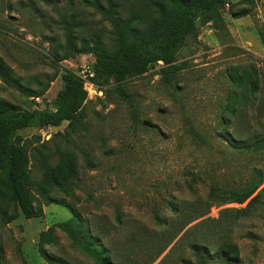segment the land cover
I'll list each match as a JSON object with an SVG mask.
<instances>
[{
  "label": "rangeland",
  "instance_id": "obj_1",
  "mask_svg": "<svg viewBox=\"0 0 264 264\" xmlns=\"http://www.w3.org/2000/svg\"><path fill=\"white\" fill-rule=\"evenodd\" d=\"M133 3L127 0L125 9ZM74 15L85 24L80 36H100L111 44L114 28L95 0H0V59L38 91L48 87L42 98H32L0 80V99L25 109L44 107L62 89L64 70L86 77L92 55L60 61L67 44L61 20ZM263 34L264 0H232L218 17H199L195 32L169 54L168 65L177 67L170 81L162 61L123 82L124 96L115 82L87 80L85 118L76 131L64 122L18 133L37 183L45 181L46 163L56 165L65 152L73 154L76 170L69 192L54 188L43 199L65 200L76 209L85 233L113 264H199L189 243L204 238L210 250L204 264H220L224 240L238 245V264H264L260 210L236 219L248 202H215L205 217L179 231L198 213V201L207 200L212 186L235 189L253 169H264L262 154L235 152L221 138L231 133L248 142L264 133ZM245 70L260 90L251 101L242 100L234 115L227 111L236 90L232 74ZM43 209L40 218L20 214L8 225L0 220L1 264H49L39 250L41 232L48 229L53 241L44 245L46 253L68 264H99L62 229L73 217L68 207L45 203ZM248 232L259 239H249Z\"/></svg>",
  "mask_w": 264,
  "mask_h": 264
},
{
  "label": "trees",
  "instance_id": "obj_2",
  "mask_svg": "<svg viewBox=\"0 0 264 264\" xmlns=\"http://www.w3.org/2000/svg\"><path fill=\"white\" fill-rule=\"evenodd\" d=\"M102 1L95 0V4L101 7V12L114 28L115 38L111 44H106L100 36L92 35L90 39L80 36L78 30L85 27V24L77 19L76 15L61 20L66 31L67 44L60 61L78 55H92L95 61L87 71L86 77L64 70L62 89L55 99L44 107L25 109L0 99V220L2 225H8L20 214L27 219L40 218L45 214L43 209L45 203L61 204L73 213V217L61 226L75 245L96 259L99 264H113L104 256L101 244L94 246V239L89 238L85 233L81 225L82 218L76 209L69 206L65 200L43 199L46 192L54 188L64 193L69 192L76 170L73 154L65 152V157L56 165L46 163L45 181L42 184L37 183L32 177L29 149L21 142L18 133L31 127L40 129L60 127L64 122H68L69 128L76 131L85 118L84 106L88 99V91L85 88L87 80L97 85L115 82L121 87L118 88L124 96L121 86L123 82L147 73L153 65L162 61L167 64L162 70L164 78L170 81L177 67L168 65L169 54L178 51L186 39L195 32L199 17H218L220 9L232 0H136L137 3H133V7L128 11L125 9L127 0H106L107 5L102 4ZM241 1L248 4L255 2V0ZM262 40L264 42V34ZM0 80L32 98H42L48 88L45 86L39 91L33 88L31 81H24L18 77L2 59H0ZM232 80L236 90L228 103L227 111L235 115L241 101H251L258 94L260 87L251 71L245 70L243 74L234 71ZM35 83L41 85L42 81L35 78ZM262 110L264 106L260 107V111ZM221 138L233 146L235 152L258 153L264 157V133L254 136L253 140L248 142L238 141L231 133ZM198 202V213L184 220L180 232L195 220L205 217L211 204L215 202L222 204L248 202L246 207L236 211V219L252 216L260 210L258 215L261 214L264 221L263 167L253 169L246 182L235 189L221 191L220 188L212 186L207 200ZM156 219L160 224L166 221L160 217ZM206 221V219L202 220L196 227L202 226ZM188 232L189 229L186 230V233ZM246 237L252 240L259 239V236L253 232H248ZM52 241V229L41 232L39 241L41 254L49 264H68L65 260L46 253L44 245ZM204 241L205 238L189 243L199 264H204L207 254L210 255V250ZM220 251L217 255L220 264H238L237 244L224 240L220 244ZM2 259L3 248L0 245V264ZM185 263L196 264L193 261Z\"/></svg>",
  "mask_w": 264,
  "mask_h": 264
}]
</instances>
